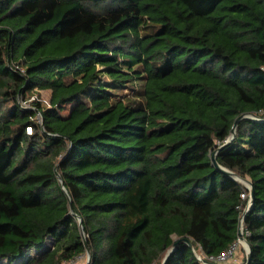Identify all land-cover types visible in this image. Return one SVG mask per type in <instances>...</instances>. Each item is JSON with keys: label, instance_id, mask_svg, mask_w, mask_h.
I'll use <instances>...</instances> for the list:
<instances>
[{"label": "trees", "instance_id": "16d2710c", "mask_svg": "<svg viewBox=\"0 0 264 264\" xmlns=\"http://www.w3.org/2000/svg\"><path fill=\"white\" fill-rule=\"evenodd\" d=\"M244 213L264 264V0H0V259L205 264Z\"/></svg>", "mask_w": 264, "mask_h": 264}, {"label": "rangeland", "instance_id": "374dc122", "mask_svg": "<svg viewBox=\"0 0 264 264\" xmlns=\"http://www.w3.org/2000/svg\"><path fill=\"white\" fill-rule=\"evenodd\" d=\"M120 93H122V91H120ZM50 96H51L50 90H41L40 91V98L43 101V103L47 104L49 102ZM35 98H36V96L34 95L33 97H30L29 101H25L24 103L26 105H29L30 101L34 100ZM250 116L252 117L253 115H250ZM253 118H254V116H253ZM238 178L240 179L241 177H238ZM241 180L246 184V186L250 185V182H249L250 179L249 178H246V179L241 178ZM51 241H52V239L50 237L48 239V241H47V245L48 246L51 245ZM242 243L243 244L240 245V247L237 250L235 256L232 257L231 259H229L228 261H226L224 264H241L242 263V261H243V259L245 257V254L247 252V249H248V245H247L246 241L242 240ZM28 252L29 253H34L35 251L32 249V250H29ZM89 258H90V253L88 251H86L83 255H81V257L79 259H77L72 264H87ZM0 264H9V260L6 259V258H1L0 259ZM13 264H19V262L15 261V263H13ZM66 264H71V263L68 262Z\"/></svg>", "mask_w": 264, "mask_h": 264}, {"label": "water", "instance_id": "95a60500", "mask_svg": "<svg viewBox=\"0 0 264 264\" xmlns=\"http://www.w3.org/2000/svg\"><path fill=\"white\" fill-rule=\"evenodd\" d=\"M244 117H251V116H248L247 114H245V115H241V116H239V117L236 118V120H235V122H234V125H233V127H232V135H233L234 137H235V134H236V128H237L238 122H239L240 119H242V118H244ZM252 117H253V116H252ZM254 117H255V116H254ZM214 164H215L216 166H219L218 163H217V161H216L215 159H214ZM221 169H222L223 171H225L226 173H228V174H232V175L235 174V173H233L232 171H230V170H228V169H226V168H222V167H221ZM57 174L59 175L58 172H57ZM249 182H250V188H251V192H250L251 198H250V202H249V204H248L247 210H249V209L252 207L253 199H254V189H253V185H252V182H251L250 180H249ZM247 210H246V211H247ZM244 224H245V213L242 215V218H241V220H240V222H239V226H238V234H239L240 238H241L242 240H245L246 243H247V245H248V249H247V257H248L247 264H248V263H249V260H250V251H251V248H250V244H249V242H248V239L246 238V236H245L244 233H243V231H244ZM79 225H80V228H81V230H82V233L84 234V232H83V222H82L81 220H79ZM180 241H185V242H187L190 246H192V243H191V241H190L189 238H182ZM175 248H176V244H174V246L168 251V253L166 254V256H165L164 261H163L162 264L165 263L167 257H168V256H169V255L175 250ZM87 251L90 253V250H89L88 247H87ZM197 256H198V258H199L202 262H204V263L209 262L205 257H202V256H200L199 254H197ZM211 264H218V263L211 262Z\"/></svg>", "mask_w": 264, "mask_h": 264}, {"label": "built area", "instance_id": "2783aa9c", "mask_svg": "<svg viewBox=\"0 0 264 264\" xmlns=\"http://www.w3.org/2000/svg\"><path fill=\"white\" fill-rule=\"evenodd\" d=\"M248 187L250 188V185ZM243 196H246V194H243ZM243 233L246 236L248 231L244 228ZM241 244H243V243H242V239L239 236L235 242H233L225 251L221 252L220 254L210 255V256L205 255L204 257L209 261L206 264H211V262H215L218 264H224L226 261H228L229 259H231L232 257L235 256V254H236V252L239 249ZM80 257L81 256H78L69 262L72 264L73 262H75Z\"/></svg>", "mask_w": 264, "mask_h": 264}, {"label": "crops", "instance_id": "0c3cea01", "mask_svg": "<svg viewBox=\"0 0 264 264\" xmlns=\"http://www.w3.org/2000/svg\"><path fill=\"white\" fill-rule=\"evenodd\" d=\"M51 92V91H50Z\"/></svg>", "mask_w": 264, "mask_h": 264}]
</instances>
